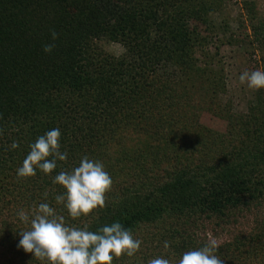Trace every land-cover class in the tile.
Segmentation results:
<instances>
[{"label":"trees","instance_id":"trees-1","mask_svg":"<svg viewBox=\"0 0 264 264\" xmlns=\"http://www.w3.org/2000/svg\"><path fill=\"white\" fill-rule=\"evenodd\" d=\"M222 3L0 0V264H47L18 247L29 227L18 213L31 219L40 203L66 226L130 229L140 250L113 264H178L210 242L209 226L230 225L216 254L225 264H264V89H254L245 112L233 111L221 98L219 53L253 41L260 57L248 58L249 72L264 71V18L243 1L245 43L248 34L227 35L228 24L213 18ZM55 128L67 160L51 174L19 178L30 145ZM85 155L103 163L113 185L106 208L74 220L56 203L66 190L53 178Z\"/></svg>","mask_w":264,"mask_h":264},{"label":"clouds","instance_id":"clouds-1","mask_svg":"<svg viewBox=\"0 0 264 264\" xmlns=\"http://www.w3.org/2000/svg\"><path fill=\"white\" fill-rule=\"evenodd\" d=\"M51 37L53 43L45 44L42 48L46 54H50L55 48L54 42L58 39V34L53 30ZM239 80L242 84L247 82L251 89H264V71H244ZM2 134L0 130V135ZM60 137L59 128L38 137L30 145V152L22 167L17 169L18 177L34 178L37 169L51 174L58 166L57 161H66L68 153L61 151ZM10 147L16 149L19 144L13 141ZM53 183L66 190L65 194L55 197L56 203L63 204L75 220L90 217L96 210L106 208V194L111 191L113 180L102 162L85 155L79 166L71 171H59L53 178ZM18 216L20 221L29 225L27 230L19 232L21 239L18 247L47 264H113L114 258L134 256L142 243L133 237L130 229L124 228L119 222L104 225L97 231H90L87 226H66L64 217L57 215L48 203H40L38 208H34L31 219L24 210ZM164 248H169L168 241L164 242ZM217 251V242L211 240L201 248L184 252L178 264H225L216 254ZM148 264H171V261L156 257L149 260Z\"/></svg>","mask_w":264,"mask_h":264},{"label":"rangeland","instance_id":"rangeland-1","mask_svg":"<svg viewBox=\"0 0 264 264\" xmlns=\"http://www.w3.org/2000/svg\"><path fill=\"white\" fill-rule=\"evenodd\" d=\"M243 1H253L256 8V17L264 18V0H223L222 8L218 14H214L216 23L226 22L229 27L227 35L232 32L243 35L244 33L249 36L244 39V42L252 41L248 28V18L245 11L242 9ZM242 22V24H240ZM224 39L218 34V40ZM219 50L221 56V64L224 68V83L225 94L221 97L223 101H230L232 109L235 112H245L247 103L253 98V91L248 87L247 82L241 83L239 80L240 75L244 71H249V68L253 65L248 58L259 59L260 51L252 41V44L247 47H220ZM104 49L108 52H112L114 55L121 53V47L116 44H107ZM249 53L251 56H249ZM248 221L250 215H246ZM246 219H242L245 221ZM247 222V221H246ZM245 225V224H244ZM233 226H227L224 229L210 228L208 227V240H215L218 243L225 241L230 237L233 232Z\"/></svg>","mask_w":264,"mask_h":264}]
</instances>
